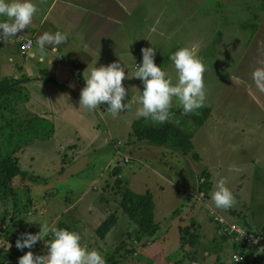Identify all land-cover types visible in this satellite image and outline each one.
Listing matches in <instances>:
<instances>
[{"label": "rangeland", "instance_id": "rangeland-1", "mask_svg": "<svg viewBox=\"0 0 264 264\" xmlns=\"http://www.w3.org/2000/svg\"><path fill=\"white\" fill-rule=\"evenodd\" d=\"M124 13L120 11L124 27L108 23L107 30L108 53L118 57L126 76L130 72L124 81L130 107L119 116L99 109L88 118L89 113L76 106L65 112L61 107L68 103L62 105V94L54 86L48 90L40 84L30 86L27 107H22L27 99L24 85L0 98V156L15 153L28 173L15 180L14 197L0 201V264L20 252L14 247L22 233L40 231L39 223L50 226L48 242L53 227L77 228L82 241H89V250L97 243L104 247L106 264H194L193 245L184 242V236L204 245L200 264H236L231 254L241 246L232 240V247L225 246L212 208L253 231L264 229V92L252 77L257 68H264L263 0H136L133 12ZM254 25L258 27L253 29ZM193 46L206 66L205 107L215 103L216 108L210 109L202 126L194 118L198 110L184 113L177 98L171 109L172 121L196 131L193 142L199 160L182 148L131 134L142 107L135 99L143 84L132 78L142 64L141 49H156V64L175 85L179 77L169 57ZM10 72L1 73L0 80ZM23 110L54 115L23 116ZM79 115H88L95 130H87ZM79 128H86L85 133ZM222 178L236 197L229 210L216 209L211 198ZM126 187L153 195L161 224L158 242L150 249L154 257L143 254V243H134L136 224L122 210L109 240L96 241L100 238L95 228L107 216L104 209L115 212L121 188ZM70 206L72 211L63 216ZM29 251L46 254L48 246L41 240L17 255ZM258 251L251 260L264 264V250Z\"/></svg>", "mask_w": 264, "mask_h": 264}, {"label": "clouds", "instance_id": "clouds-1", "mask_svg": "<svg viewBox=\"0 0 264 264\" xmlns=\"http://www.w3.org/2000/svg\"><path fill=\"white\" fill-rule=\"evenodd\" d=\"M39 9L33 0H0V42L8 43L28 28ZM69 35L56 31L54 34L45 32L38 37L36 45L40 50V58L49 49L67 44ZM142 64L138 65L135 76L143 84L142 94L135 103L142 105L137 111L138 117L150 119L157 124L171 122L173 98H177L186 114L205 106L206 92L204 73L206 66L197 55L195 46L184 47L172 54L169 59L174 63L179 81L173 84L172 79L155 62L156 49L145 47L141 49ZM33 53V58H35ZM126 69L119 62L107 66L95 67L88 77H85V87L81 90L80 105L90 111L106 105L107 111L113 117L119 116L130 107L128 90L124 86ZM256 87L264 92V68H257L252 74ZM131 78V79H132ZM127 101V102H125ZM225 179H220L212 193V201L216 209L229 210L236 204V197ZM31 223V222H29ZM40 231L36 234L25 232L16 241V248L23 252L25 248L32 249L38 242L44 240L48 246L47 255H34L27 252L19 258V264H106L104 255L96 249L89 250L82 243L78 232L68 229L51 228L53 239L46 241L49 233L48 223H39Z\"/></svg>", "mask_w": 264, "mask_h": 264}, {"label": "crops", "instance_id": "crops-1", "mask_svg": "<svg viewBox=\"0 0 264 264\" xmlns=\"http://www.w3.org/2000/svg\"><path fill=\"white\" fill-rule=\"evenodd\" d=\"M33 2L39 9L33 23L21 33H18V36L11 38L7 44L0 42V77L1 73H5L9 69L11 74L6 76L8 78L30 79V81L23 84L27 99L23 102L22 107L24 105L27 107L29 104L30 86L40 84L42 88L47 90L52 86L59 87L62 94V105L68 103L62 106L61 109H65V112L69 111L70 107L75 108V106L76 108L84 109L89 113V117L88 115H79L80 117L82 116L83 125L88 127L87 130H95L93 122L88 119L90 115L92 117L91 113L93 112L80 105L81 90L86 83L85 77H88L95 67L119 62L117 56L108 53L109 35L107 30L110 23H112V27H121V25L124 27L123 18H120V11L125 12L124 14H128L127 12L132 13L136 0H33ZM255 26L256 28L258 27L257 25ZM56 31L68 33L69 40L67 44L47 50L44 58L41 59L36 40L45 32L54 34ZM22 37L34 41V45L26 52L20 49V39ZM33 53L36 54L35 58H33ZM140 58L137 59L139 60ZM6 77L1 78L0 81ZM214 106L215 103L210 105V109L216 108ZM100 109L104 112L107 111L104 105ZM98 110H96L97 113ZM23 112H25L23 116L33 113L32 115H35L36 118L40 116L42 118L52 117L51 114H53V112L46 114L32 110L30 112L23 110ZM79 129L77 131L80 134L85 133L84 130L86 128ZM71 207L65 208L64 212L66 213L63 216H68V213L72 211ZM156 236L147 245L140 247L146 248L143 254L148 258L154 257L150 253V251L153 252L150 249L158 242ZM106 240L97 239L96 241L107 242ZM82 243L89 249V241L83 240ZM232 245L233 243L230 240L225 242L226 247L230 248ZM92 248L99 249L100 252L104 249L98 243L94 244ZM192 248L194 250L193 263L200 264L204 260L206 249L201 242L195 243ZM137 254L140 255V253ZM252 257L251 255L250 264L254 263L251 260Z\"/></svg>", "mask_w": 264, "mask_h": 264}, {"label": "trees", "instance_id": "trees-1", "mask_svg": "<svg viewBox=\"0 0 264 264\" xmlns=\"http://www.w3.org/2000/svg\"><path fill=\"white\" fill-rule=\"evenodd\" d=\"M264 6V0H263ZM256 26H253L255 29ZM30 81L29 78L25 79H15L13 77H6L0 83V98L10 96L18 92L17 85L20 86L24 83ZM173 110L171 109V112ZM211 112L209 107H202L198 109L197 114L194 116L195 121L199 126L206 123ZM150 119H145L140 117L135 120L132 124V136L138 140H147L158 145H172L174 147L182 148L187 154H191L195 160H199L200 157L197 152H195V145L193 142L195 136V130L192 126L182 127L178 123L171 120V122H166L164 124H157ZM197 130V129H196ZM119 173V171H117ZM205 174V172L203 173ZM28 173L24 171L21 167L19 158L15 153H9L4 156H0V201L10 200L14 197L15 188L14 182L17 178H26ZM207 185V183H206ZM118 207L115 208V212H111V208L104 209L107 216L102 221V223L96 229L97 235L101 240H106L109 234L116 228L120 221L119 212L122 210L129 218L136 224V237L134 243H143L145 246L149 241H144L145 239H153L161 229V224L156 218V204L153 195L150 191L146 193H137L129 187L121 188V199L118 202ZM64 229L67 226L63 225ZM222 229V227H220ZM251 229V227H250ZM223 231V230H222ZM226 240L230 238L223 232ZM194 238L197 239V236ZM192 245L195 244L194 239H185ZM138 245V244H136ZM16 249V247H14ZM17 250V249H16ZM247 251L246 248L242 249ZM257 249L256 251H258ZM264 250V249H263ZM21 252V251H20ZM20 252H15V256H10L8 260L2 262L1 264H19V258L17 254ZM134 252V251H131ZM136 252V251H135ZM34 255H47L43 253H35ZM255 251L247 252L249 258ZM137 254V253H136ZM15 257L17 258L15 260Z\"/></svg>", "mask_w": 264, "mask_h": 264}, {"label": "built area", "instance_id": "built-area-1", "mask_svg": "<svg viewBox=\"0 0 264 264\" xmlns=\"http://www.w3.org/2000/svg\"><path fill=\"white\" fill-rule=\"evenodd\" d=\"M20 43L21 50L24 52L30 50L34 45L33 40L25 37L20 39ZM210 214L212 215V219L222 227L223 232L230 238V241L232 240L241 246V249L232 252V262L236 264H248L250 258L247 252L264 249V231H253L244 223L230 220L214 208L211 209ZM244 248L247 251H243L242 249Z\"/></svg>", "mask_w": 264, "mask_h": 264}, {"label": "water", "instance_id": "water-1", "mask_svg": "<svg viewBox=\"0 0 264 264\" xmlns=\"http://www.w3.org/2000/svg\"><path fill=\"white\" fill-rule=\"evenodd\" d=\"M262 231H264V229Z\"/></svg>", "mask_w": 264, "mask_h": 264}]
</instances>
